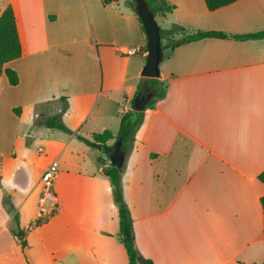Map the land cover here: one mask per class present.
I'll return each mask as SVG.
<instances>
[{
	"label": "crops",
	"instance_id": "obj_1",
	"mask_svg": "<svg viewBox=\"0 0 264 264\" xmlns=\"http://www.w3.org/2000/svg\"><path fill=\"white\" fill-rule=\"evenodd\" d=\"M3 1L23 55L0 73V264H129L109 155L78 136L116 138L127 105L139 92L156 99L162 84L123 174L138 251L153 264H264V37L235 38L264 32V0L214 11L205 0H166L174 9L156 15L161 29L228 37L167 50L156 84L141 76L147 37L129 0ZM56 115L73 134L46 127ZM54 161L57 209L40 219L41 174Z\"/></svg>",
	"mask_w": 264,
	"mask_h": 264
},
{
	"label": "trees",
	"instance_id": "obj_2",
	"mask_svg": "<svg viewBox=\"0 0 264 264\" xmlns=\"http://www.w3.org/2000/svg\"><path fill=\"white\" fill-rule=\"evenodd\" d=\"M107 1V0H104ZM208 8L212 11L230 5L238 0H205ZM144 2L154 14L165 15L174 9L173 5H170L166 0H129L128 4L134 8L135 13L138 15L140 21L142 22L139 13L138 5ZM186 28L174 24L170 29H161L162 39H163V49L165 56H167V50L172 52L178 46L185 44L187 42L196 41L204 38H227L228 36L222 32L217 31H196L194 33L186 34ZM176 34H182L181 37H176ZM264 37V32L248 34L243 36H235L237 39H257ZM23 55L22 43L20 41L16 17L12 6H7L0 14V73L3 72V66L13 60L19 59ZM4 74L6 75L8 82L12 86H16L19 83V75L17 71L11 68H5ZM154 84L158 83V79H151ZM166 87L164 84L158 89V96L156 99L151 101V106L153 107L157 99H162L165 96ZM65 101V99H64ZM134 105V103H133ZM67 106L64 107L65 111ZM132 111L125 113L121 118L120 131L115 138L111 130H105L102 133H95L92 135L91 139L83 138L78 136L79 139L83 140L89 145L94 143L103 144V151L108 156L111 152L115 151L116 143L121 141L120 153L122 155V166H110L104 170V174L110 179L114 201L119 209V219H120V232L119 239L127 250L129 264H153L152 261L144 259L136 247L135 232H134V222L131 216L130 209L124 199L123 191V174L125 172V161L133 149L135 135L143 123L144 112H138L133 106ZM14 112L20 115V108H15ZM45 125L51 129H58L69 134H73V131L69 129L62 121L61 115H56L48 118L45 121ZM113 139H116L114 145H108L107 143ZM1 169V162H0ZM259 180L264 183V172L259 175ZM1 185V176H0ZM6 199L10 202V196L5 193ZM260 203L263 209L264 216V196L261 197ZM12 209L13 206H12ZM18 222V218L16 216ZM42 221H37L36 225H40ZM16 235L21 242L23 248L26 247V242L24 240V232L18 228ZM264 238V231H263Z\"/></svg>",
	"mask_w": 264,
	"mask_h": 264
},
{
	"label": "water",
	"instance_id": "obj_3",
	"mask_svg": "<svg viewBox=\"0 0 264 264\" xmlns=\"http://www.w3.org/2000/svg\"><path fill=\"white\" fill-rule=\"evenodd\" d=\"M138 13L142 20L148 44V54L146 63L142 69L141 76L144 78L159 79L162 77L161 64L165 60V52L163 49V39L161 27L159 26L156 15H154L146 3L141 2L138 5ZM139 92L134 100V108L138 112L146 109L154 94L152 92ZM94 146L102 150L101 143H95ZM121 141L116 143L114 152L109 154L112 166H122V155L120 153Z\"/></svg>",
	"mask_w": 264,
	"mask_h": 264
},
{
	"label": "built area",
	"instance_id": "obj_4",
	"mask_svg": "<svg viewBox=\"0 0 264 264\" xmlns=\"http://www.w3.org/2000/svg\"><path fill=\"white\" fill-rule=\"evenodd\" d=\"M140 50L136 47H129L125 50L127 55H135ZM59 175V164L54 161L50 163L42 174L41 178V205L40 219L49 217L57 209L54 193V184Z\"/></svg>",
	"mask_w": 264,
	"mask_h": 264
},
{
	"label": "rangeland",
	"instance_id": "obj_5",
	"mask_svg": "<svg viewBox=\"0 0 264 264\" xmlns=\"http://www.w3.org/2000/svg\"><path fill=\"white\" fill-rule=\"evenodd\" d=\"M107 1H110V0H107ZM111 1H112V0H111ZM116 1H118V0H116ZM3 3H4V1H3V0H0V7L3 6ZM7 68H10V67H7ZM11 69H12V68H11ZM127 106L130 107V108L133 107L132 104H128ZM148 106H149V105H148ZM150 106H151V104H150ZM115 143H116V142H115ZM29 153H30V155H31L34 159H36L38 156H43L42 152H39V151L37 150V148H34V147L30 150ZM103 154L106 155L104 151H103ZM42 174H43V173H42ZM42 174H41V178H42ZM40 187H41V184H40ZM41 188H42V187H41Z\"/></svg>",
	"mask_w": 264,
	"mask_h": 264
},
{
	"label": "flooded vegetation",
	"instance_id": "obj_6",
	"mask_svg": "<svg viewBox=\"0 0 264 264\" xmlns=\"http://www.w3.org/2000/svg\"><path fill=\"white\" fill-rule=\"evenodd\" d=\"M145 94H148V93H145Z\"/></svg>",
	"mask_w": 264,
	"mask_h": 264
}]
</instances>
